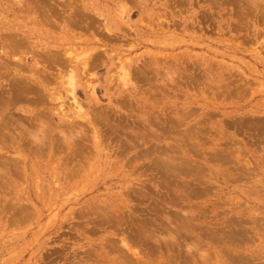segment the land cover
<instances>
[{
    "label": "rangeland",
    "instance_id": "374dc122",
    "mask_svg": "<svg viewBox=\"0 0 264 264\" xmlns=\"http://www.w3.org/2000/svg\"><path fill=\"white\" fill-rule=\"evenodd\" d=\"M0 124V264H264V0H0Z\"/></svg>",
    "mask_w": 264,
    "mask_h": 264
},
{
    "label": "bare ground",
    "instance_id": "6f19581e",
    "mask_svg": "<svg viewBox=\"0 0 264 264\" xmlns=\"http://www.w3.org/2000/svg\"><path fill=\"white\" fill-rule=\"evenodd\" d=\"M15 86H17L18 87V84L17 85H15ZM11 89V88H10ZM86 89H88V88H86ZM8 91V90H7ZM16 91V89L14 90V92ZM92 92V91H91ZM16 93V92H15ZM89 94H91V93H89ZM15 96V95H14ZM18 97V96H17ZM13 98V97H12ZM14 99H16L15 97H14ZM73 100L76 102V100H75V98H73ZM77 103V102H76ZM7 116V115H6ZM8 117V116H7ZM145 117V116H144ZM10 118V117H9ZM13 118V117H12ZM8 122H9V120H8ZM11 122V121H10ZM14 124V123H13ZM1 125V124H0ZM17 125H18V123H17ZM148 125V124H147ZM113 126V125H112ZM25 127V126H24ZM19 128V127H18ZM111 128V127H110ZM25 129V128H24ZM118 129V128H117ZM1 131V130H0ZM30 131V130H29ZM3 133V132H2ZM32 134H35V133H32L31 132V135ZM2 135V134H1ZM5 135H7V134H5ZM4 136V135H3ZM5 137V136H4ZM7 137V136H6ZM94 137V136H93ZM8 138V137H7ZM20 139V138H19ZM42 139V138H41ZM40 139V140H41ZM96 139V138H95ZM2 140V139H1ZM43 140V139H42ZM43 143V142H42ZM42 145V144H41ZM12 146H13V144H12ZM4 158V157H3ZM2 159V158H1ZM6 159V158H5ZM4 159V160H5ZM6 161V160H5ZM11 160H9V162H10ZM4 162V161H3ZM8 162V161H7ZM8 162V163H9ZM12 162V161H11ZM13 163V162H12ZM14 165V164H13ZM17 166V165H16ZM19 168V167H18ZM14 170V169H13ZM17 170V169H16ZM1 179L2 180H0V181H3L4 179L1 177ZM4 182V181H3ZM164 202V201H163ZM170 204V203H169ZM165 216V215H164ZM168 216V215H167ZM166 217V216H165ZM166 219H168V218H166ZM120 223V222H119ZM123 225V224H122ZM115 226H117V224H115ZM119 226V225H118ZM125 226V225H124ZM121 227H123V226H121ZM143 227V226H142ZM119 228H120V226H119ZM125 228H126V226H125ZM122 230H123V228H121ZM127 229V228H126ZM125 230V229H124ZM141 230H143L142 232H144V229H141ZM146 234V233H145ZM144 235V234H143ZM130 238V237H129ZM123 240V239H122ZM128 241H130V240H128Z\"/></svg>",
    "mask_w": 264,
    "mask_h": 264
}]
</instances>
